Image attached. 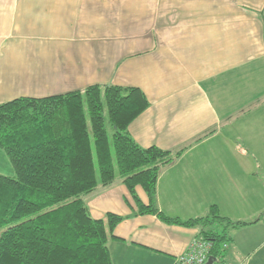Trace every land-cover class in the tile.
<instances>
[{"label":"crops","instance_id":"crops-1","mask_svg":"<svg viewBox=\"0 0 264 264\" xmlns=\"http://www.w3.org/2000/svg\"><path fill=\"white\" fill-rule=\"evenodd\" d=\"M95 85L141 89L149 107L130 135L182 151L157 182L160 211L190 220L216 206L249 224L224 264H264V0H0V105ZM7 163L0 151L13 177ZM132 197L118 180L84 199L96 220L125 217L113 264H174L199 230L133 215Z\"/></svg>","mask_w":264,"mask_h":264},{"label":"trees","instance_id":"trees-1","mask_svg":"<svg viewBox=\"0 0 264 264\" xmlns=\"http://www.w3.org/2000/svg\"><path fill=\"white\" fill-rule=\"evenodd\" d=\"M148 107L141 89L114 85L0 105V149L15 172L0 174V264H113L108 245L125 217L110 213L96 220L84 199L118 180L136 199L133 215L196 228L199 238L215 242L214 257L225 252L231 232L248 223L224 217L216 206L190 220L160 211L157 182L182 151L135 142L129 126ZM262 220L264 213L255 222Z\"/></svg>","mask_w":264,"mask_h":264},{"label":"built area","instance_id":"built-area-1","mask_svg":"<svg viewBox=\"0 0 264 264\" xmlns=\"http://www.w3.org/2000/svg\"><path fill=\"white\" fill-rule=\"evenodd\" d=\"M214 248L215 242L211 239H194L187 250L175 259L174 264H224L222 255L214 257ZM227 249L228 244H224L221 250Z\"/></svg>","mask_w":264,"mask_h":264},{"label":"rangeland","instance_id":"rangeland-1","mask_svg":"<svg viewBox=\"0 0 264 264\" xmlns=\"http://www.w3.org/2000/svg\"><path fill=\"white\" fill-rule=\"evenodd\" d=\"M107 131H108V135H109V137L112 138V135H113V129H112L109 125H107ZM0 151L5 155V157H6L7 161H8L7 165H6V164L3 165L4 168L9 167L10 169H11V168L13 169V167H12V165H11V162H10L8 156L5 154V152H4L3 150L0 149ZM97 170H98V166H97ZM116 173L118 174V168H116ZM98 174H99V171H98ZM138 192H139V189H138ZM132 198H133L134 202L136 203V199H135L134 197H132ZM86 204H87V203H86ZM87 206H88V204H87ZM90 215H91V213H90ZM91 216H92V215H91ZM92 217H93V216H92Z\"/></svg>","mask_w":264,"mask_h":264},{"label":"water","instance_id":"water-1","mask_svg":"<svg viewBox=\"0 0 264 264\" xmlns=\"http://www.w3.org/2000/svg\"><path fill=\"white\" fill-rule=\"evenodd\" d=\"M210 263H211V261H210Z\"/></svg>","mask_w":264,"mask_h":264}]
</instances>
